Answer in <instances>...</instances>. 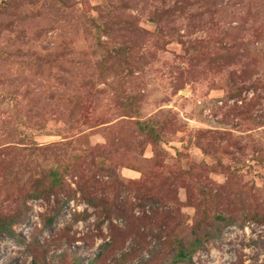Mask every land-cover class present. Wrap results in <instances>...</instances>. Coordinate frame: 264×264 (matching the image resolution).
<instances>
[{"label": "rangeland", "instance_id": "rangeland-1", "mask_svg": "<svg viewBox=\"0 0 264 264\" xmlns=\"http://www.w3.org/2000/svg\"><path fill=\"white\" fill-rule=\"evenodd\" d=\"M0 218V264H264V0H0Z\"/></svg>", "mask_w": 264, "mask_h": 264}, {"label": "trees", "instance_id": "trees-1", "mask_svg": "<svg viewBox=\"0 0 264 264\" xmlns=\"http://www.w3.org/2000/svg\"><path fill=\"white\" fill-rule=\"evenodd\" d=\"M9 220V219H8ZM8 220L6 221V223H2V220H1V218H0V232H2V231H7V228H8V226H9V224H8ZM187 256V253L185 252V250L184 249H178V251H177V253H176V255H175V260L176 259H183V258H185Z\"/></svg>", "mask_w": 264, "mask_h": 264}]
</instances>
